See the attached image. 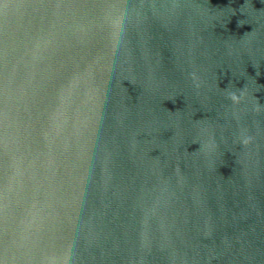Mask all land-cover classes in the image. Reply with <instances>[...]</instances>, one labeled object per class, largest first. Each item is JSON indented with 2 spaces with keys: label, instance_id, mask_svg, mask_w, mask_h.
Listing matches in <instances>:
<instances>
[{
  "label": "water",
  "instance_id": "1",
  "mask_svg": "<svg viewBox=\"0 0 264 264\" xmlns=\"http://www.w3.org/2000/svg\"><path fill=\"white\" fill-rule=\"evenodd\" d=\"M0 264H264V0H0Z\"/></svg>",
  "mask_w": 264,
  "mask_h": 264
}]
</instances>
